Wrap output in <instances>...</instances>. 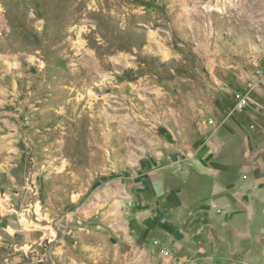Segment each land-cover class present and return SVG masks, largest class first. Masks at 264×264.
I'll list each match as a JSON object with an SVG mask.
<instances>
[{
	"label": "rangeland",
	"instance_id": "obj_1",
	"mask_svg": "<svg viewBox=\"0 0 264 264\" xmlns=\"http://www.w3.org/2000/svg\"><path fill=\"white\" fill-rule=\"evenodd\" d=\"M207 126H264V0H0V264H175L134 192Z\"/></svg>",
	"mask_w": 264,
	"mask_h": 264
},
{
	"label": "crops",
	"instance_id": "obj_2",
	"mask_svg": "<svg viewBox=\"0 0 264 264\" xmlns=\"http://www.w3.org/2000/svg\"><path fill=\"white\" fill-rule=\"evenodd\" d=\"M204 132L143 162V239L175 264H264V126Z\"/></svg>",
	"mask_w": 264,
	"mask_h": 264
},
{
	"label": "built area",
	"instance_id": "obj_3",
	"mask_svg": "<svg viewBox=\"0 0 264 264\" xmlns=\"http://www.w3.org/2000/svg\"><path fill=\"white\" fill-rule=\"evenodd\" d=\"M246 103H247L246 100H242L241 101V106H244Z\"/></svg>",
	"mask_w": 264,
	"mask_h": 264
}]
</instances>
